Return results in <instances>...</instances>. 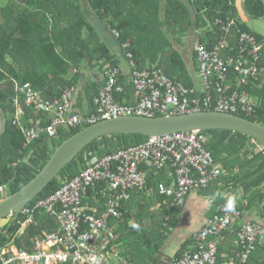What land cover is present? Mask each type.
<instances>
[{"label":"trees","instance_id":"1","mask_svg":"<svg viewBox=\"0 0 264 264\" xmlns=\"http://www.w3.org/2000/svg\"><path fill=\"white\" fill-rule=\"evenodd\" d=\"M82 3V0H0V114L4 118L3 127H0V184H7L4 197L16 192L32 179L58 144L90 125L83 123L75 127L60 126L56 128L54 137L48 139L41 136L24 146V136L12 124L11 119L16 96H20L21 103L23 101V94L16 90L15 85L29 83L40 97L53 101L60 98L67 87L76 86L81 63L85 60L89 67H98L104 77L102 81L91 82L86 86L85 96L93 112L94 96L106 83L105 71L118 68V61L99 40L89 22V10L96 12L111 29L118 32L120 43L128 42L126 49L131 53L129 59L133 68L162 69L175 83L180 82L189 90V98L202 99L204 95L193 88L194 83L180 52L173 47V41L180 43L183 34L192 24L193 28L200 30V41L204 47L211 49L221 36V31L214 24L215 18H234L237 29L251 34L261 44L258 64L264 69V33L251 30L247 23L241 21L235 0H166L163 10L160 0H85L87 5ZM242 6L249 19L264 18L263 0H243ZM234 31L233 29L229 36L231 41L234 40ZM224 54V51L220 52L221 56ZM194 58L199 70L196 51ZM115 83L117 87H121L120 90L114 88L112 91L115 102L123 106L135 105L137 94L135 101L127 102L131 93L129 88L137 93L133 83L130 84L133 87H127L120 71ZM246 87L256 98V105L253 112H238V115L264 125V70ZM72 106L70 112L66 111L67 115L76 112ZM25 111L34 120L45 115V112L31 108H25ZM160 115L165 114L156 113L154 116ZM49 121L50 119L45 125ZM200 133L205 136V148L211 152L214 162L222 170L215 180L197 190L211 194L217 192L213 197L214 206L207 218L217 214L226 202L223 197L225 190H241V198L248 202L247 207L264 203V147L239 132L215 129ZM146 138V135L139 133H115L96 138L33 201L52 193L65 180L78 174L86 168L92 157H102L139 145ZM254 145H260L261 149L254 150ZM140 168L145 173V188L155 191V196L149 198L154 200L156 196L160 197L161 219L153 220L147 225L143 210L130 219L127 215L128 200L122 205V216L109 219L115 238L107 250L124 257L125 264H150L168 232L175 226L182 208L172 206V200H163V194L166 193L161 188L169 187L163 183H169L166 167L155 170L142 164ZM101 186L103 187L102 184L95 183L89 187L88 198L84 200L86 213L99 215L103 211L104 201L99 190ZM237 206L241 211L244 208L238 204ZM35 217V224L25 228L22 235H16L19 230L17 220L23 217L22 214L11 216L8 223L0 227V249L14 242L18 249L30 251V238L33 235L58 228L56 219L43 210H39ZM132 225L139 227L134 228ZM189 242L190 240L181 245L175 257L188 247ZM257 247L258 245L253 248L248 260L240 264H264V251L257 250ZM218 260L217 256L216 264Z\"/></svg>","mask_w":264,"mask_h":264},{"label":"built area","instance_id":"2","mask_svg":"<svg viewBox=\"0 0 264 264\" xmlns=\"http://www.w3.org/2000/svg\"><path fill=\"white\" fill-rule=\"evenodd\" d=\"M214 24L221 36L211 49L201 43L200 30H194L193 50L197 53L202 99L189 98V90L182 83H175L156 67L132 68V83L138 100L130 106L120 105L112 97L113 89L121 88L115 85L119 69L106 70V83L94 96L95 108L86 115L66 114L71 110L73 87H67L60 98L51 101L40 97L29 83L16 84V90L23 94L22 103L19 95L14 99L17 119L24 114L26 107L45 112L31 125L19 124L24 136L23 145L33 143L41 136L54 137L60 126L92 124L120 115L152 117L156 113L171 115L200 110L233 114L253 112L256 105L253 97L246 91L239 92L229 82L234 75V80L236 77L243 85L248 84L264 70L258 64L261 44L251 34L236 29L234 18L224 20L217 17ZM232 29L237 31V41L230 44L228 35ZM115 35L118 36L117 31ZM123 46L127 47L128 43ZM221 51L227 56H221ZM127 56L130 58L131 53L127 52ZM204 143L205 136L200 131H178L147 136L139 145L92 157L86 168L65 180L52 193L29 202L19 213L23 219H18L17 223L22 228L33 223L37 212L43 210L57 220L59 229L37 235L34 250L30 253L25 250L13 252L11 244L6 245L0 249L1 264H109L107 248L115 238L109 219L120 218L122 205L130 199L131 191L145 187V173L140 165L146 164L155 170L168 167V177L173 180L174 187H163L161 191L172 196V206H183L192 191L206 187L222 172ZM95 183L103 185L99 190L104 209L99 215L86 213L84 205L88 189ZM6 191L7 184H0V199ZM226 202L217 214L206 218L192 233L190 245L173 258L171 264H216L218 242L222 233L229 231H233L240 247L238 264L248 260L254 246L264 241V222L246 220L237 204L232 212H226Z\"/></svg>","mask_w":264,"mask_h":264},{"label":"crops","instance_id":"3","mask_svg":"<svg viewBox=\"0 0 264 264\" xmlns=\"http://www.w3.org/2000/svg\"><path fill=\"white\" fill-rule=\"evenodd\" d=\"M160 3L164 7L166 0H160ZM85 5H87V3ZM87 18L89 22L91 23V25L94 27L99 40L106 46L110 54L114 56L113 58L116 61H118V68L120 69V72L124 76L126 86L127 87L131 86L130 84L132 83V81H131V74H130V62H129V57L127 56L128 50L126 49V47L123 46V43H120L118 41V36L115 35L116 30L111 29L107 25V23L103 21L98 16V14L92 10H89ZM192 20H194V18ZM193 26L194 24H192L188 28L186 33L183 34L184 36L182 37L180 43L177 41H173V40L172 41H173V47L178 49V52H180L184 60V63L187 67V71L194 83L193 88L195 90H198V93L199 92L202 93L201 91L202 83L198 75V68L195 62L194 51H193V38H194ZM232 40L234 42L237 41V31L236 30L232 34ZM125 43H128V42H125ZM213 47H214V44L212 45V48ZM226 56L227 55L225 53L223 57H226ZM103 79H104L103 73L101 70H99L98 67L91 68L87 65L85 60L82 61L81 66H80L79 82L76 84V86L73 87V101H72L73 106L72 107L74 110H76V112L80 113L81 115L91 113V110H92L91 105L88 104V101L85 96L86 86H88L89 83L91 82H100ZM229 84L231 87L237 88L239 92L246 91L250 96L253 97L256 103V98L247 90L246 86L248 84L243 85L242 83L239 82V80H237L236 77H235V80L234 78H231V81L229 82ZM255 86L258 87L256 83H255ZM129 89L131 90V93L128 97L127 102H133L136 99V93L132 92L133 88H129ZM11 119H12V124L16 125L19 128V124L27 125V126L33 124L35 118L32 115H29L27 111H25L23 115L18 117V119L15 116V112H13V115H11ZM3 122H4V118L0 114V127L1 128L3 127ZM259 149H261V147L259 148V145H254V150H259ZM166 168H167V173H169L170 172L169 168L168 167ZM168 181L169 183L168 182H163V183L168 185L170 188L174 187L172 183L173 180L170 177H168ZM154 192L155 191L153 189H146L145 187L142 189L131 191V196H130V199L128 200L129 209L127 211L128 213L127 215L130 219H133L134 215L140 214L141 210L144 211V216L146 217L147 225H149L153 220L161 219V216L159 214V211L161 209V206H160L161 203H159L158 201L160 197L156 196L154 200L149 198L150 196H155ZM215 193L217 192H214L211 194V193H206L204 191L203 192L192 191L189 194L184 205L179 211L178 220L175 226L172 227L171 230L168 232L164 243L159 248L160 250L158 251V253L164 255V257L162 258L163 260H167V258H171V261H172L173 258H175L176 252L180 249L181 245L184 242H187L190 240V242L188 243V246L190 245L192 233L197 231L202 226V224L204 223V221L206 220V218L212 211V207L214 206L212 202H214L213 197ZM163 195H165L163 200H166V201L172 200V197L170 195H166V194H163ZM223 197L225 198L226 201L228 198H232L235 204H238L241 207H244L242 211H243V217L246 220H257V221L264 222V203H258L255 205L253 204L252 206L247 207L248 202L243 197L241 198V190H238V191H226L225 190L223 191ZM220 200H224V199H220ZM35 222H36V217L34 219V222L31 224H35ZM31 224L23 228L19 226V232L17 233V235H22L25 228H27ZM58 227H59V224H58ZM58 229L59 228H56L51 231H55ZM45 232H50V231H45ZM37 235L39 234H35L30 238V243H32V247L30 251H27L28 253L34 250V243H35L34 240ZM218 243H219V246H218V259L219 260L217 264H238L239 263L238 258H240V247L237 245L236 237L233 231L222 233L221 239ZM10 244H11L10 249L13 252H16L18 250H24V249H18L14 242H10ZM256 245H258L257 250L264 251V241H261L257 243ZM158 253H156L155 255H157ZM262 254L264 255V252ZM108 257H109L108 258L109 264H120V263H115V261L120 259V257L118 256L116 252H112V253L109 252ZM160 258H161L160 255L159 257H156L155 263H159L158 261ZM122 264H125V258L123 259ZM160 264H163V263H160ZM169 264H171V262Z\"/></svg>","mask_w":264,"mask_h":264},{"label":"water","instance_id":"4","mask_svg":"<svg viewBox=\"0 0 264 264\" xmlns=\"http://www.w3.org/2000/svg\"><path fill=\"white\" fill-rule=\"evenodd\" d=\"M243 0H235L241 21L247 23ZM264 1V0H263ZM229 130L242 133L264 147V125L238 114L200 110L160 116L120 115L87 125L58 144L46 163L16 192L0 199V227L8 223L12 215H18L88 144L96 138L115 133H139L146 136L170 134L178 131ZM161 256L159 263L155 258ZM158 253L151 264H169ZM166 259V258H165ZM167 261V262H166Z\"/></svg>","mask_w":264,"mask_h":264},{"label":"rangeland","instance_id":"5","mask_svg":"<svg viewBox=\"0 0 264 264\" xmlns=\"http://www.w3.org/2000/svg\"><path fill=\"white\" fill-rule=\"evenodd\" d=\"M82 4L85 5V0H82ZM162 10H163V6H162ZM247 26L253 30V31H256V32H259V33H264V18H260V19H250L248 22H247ZM44 125V124H43ZM36 141V140H35ZM34 142V141H33ZM259 148H260V145H259ZM254 252H257V250H255ZM158 253V252H157ZM123 259L124 257H120L119 260L115 261V263H120L122 264L123 262ZM126 263V262H125Z\"/></svg>","mask_w":264,"mask_h":264},{"label":"clouds","instance_id":"6","mask_svg":"<svg viewBox=\"0 0 264 264\" xmlns=\"http://www.w3.org/2000/svg\"><path fill=\"white\" fill-rule=\"evenodd\" d=\"M250 20V19H249ZM194 30H195V28H194ZM233 30V29H232ZM232 30H231V32H232ZM231 32L229 33V35H228V40H229V42H230V44L233 42V41H231L230 39H229V36L231 35ZM226 49H227V47H226ZM228 50V49H227ZM129 62H130V74H131V70H132V68H133V64H131L132 62H131V60L129 59ZM119 69V68H118ZM119 71H120V69H119ZM131 81H132V77H131ZM73 87V86H72ZM153 117V116H152ZM234 207H235V202H234V200L232 199V198H228L227 199V202H226V204L224 205V208H225V211L226 212H232L233 210H234ZM132 227H134V228H138L139 226L138 225H132Z\"/></svg>","mask_w":264,"mask_h":264}]
</instances>
